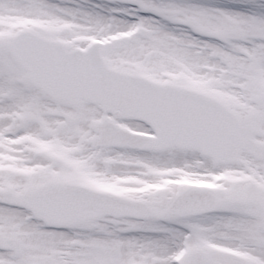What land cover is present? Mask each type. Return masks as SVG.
Listing matches in <instances>:
<instances>
[{"label":"snow or ice","instance_id":"obj_1","mask_svg":"<svg viewBox=\"0 0 264 264\" xmlns=\"http://www.w3.org/2000/svg\"><path fill=\"white\" fill-rule=\"evenodd\" d=\"M0 264H264V0H0Z\"/></svg>","mask_w":264,"mask_h":264}]
</instances>
